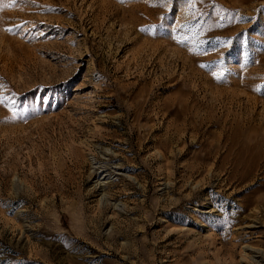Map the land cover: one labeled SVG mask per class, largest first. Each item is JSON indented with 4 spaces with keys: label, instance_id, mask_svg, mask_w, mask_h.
<instances>
[{
    "label": "rangeland",
    "instance_id": "obj_1",
    "mask_svg": "<svg viewBox=\"0 0 264 264\" xmlns=\"http://www.w3.org/2000/svg\"><path fill=\"white\" fill-rule=\"evenodd\" d=\"M0 264H264V0H0Z\"/></svg>",
    "mask_w": 264,
    "mask_h": 264
},
{
    "label": "snow or ice",
    "instance_id": "obj_2",
    "mask_svg": "<svg viewBox=\"0 0 264 264\" xmlns=\"http://www.w3.org/2000/svg\"><path fill=\"white\" fill-rule=\"evenodd\" d=\"M31 3H35V0H30ZM155 27V26H153ZM6 31H11V29H5ZM201 67H205V65H201ZM212 75L216 78V79H220L223 76V71L221 72H213Z\"/></svg>",
    "mask_w": 264,
    "mask_h": 264
},
{
    "label": "bare ground",
    "instance_id": "obj_3",
    "mask_svg": "<svg viewBox=\"0 0 264 264\" xmlns=\"http://www.w3.org/2000/svg\"><path fill=\"white\" fill-rule=\"evenodd\" d=\"M100 167H101V166H100ZM100 167H98V170H99ZM95 173H96V172H95Z\"/></svg>",
    "mask_w": 264,
    "mask_h": 264
}]
</instances>
